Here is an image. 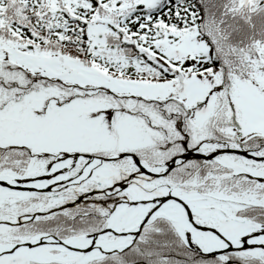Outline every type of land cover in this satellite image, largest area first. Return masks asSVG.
<instances>
[{
    "label": "snow or ice",
    "instance_id": "obj_1",
    "mask_svg": "<svg viewBox=\"0 0 264 264\" xmlns=\"http://www.w3.org/2000/svg\"><path fill=\"white\" fill-rule=\"evenodd\" d=\"M0 264H264V0H0Z\"/></svg>",
    "mask_w": 264,
    "mask_h": 264
}]
</instances>
